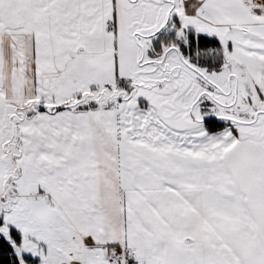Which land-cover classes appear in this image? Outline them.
<instances>
[{"label":"snow or ice","instance_id":"6c2138e0","mask_svg":"<svg viewBox=\"0 0 264 264\" xmlns=\"http://www.w3.org/2000/svg\"><path fill=\"white\" fill-rule=\"evenodd\" d=\"M0 264H264V0H0Z\"/></svg>","mask_w":264,"mask_h":264}]
</instances>
